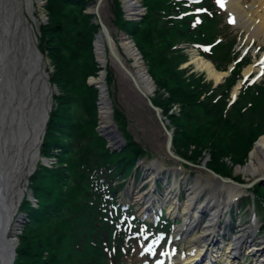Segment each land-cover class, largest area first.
<instances>
[{"label": "trees", "instance_id": "1", "mask_svg": "<svg viewBox=\"0 0 264 264\" xmlns=\"http://www.w3.org/2000/svg\"><path fill=\"white\" fill-rule=\"evenodd\" d=\"M45 1L48 23L39 26L38 50L46 52L50 60V84L58 95H53L40 155L56 157L57 163L37 165L30 182L37 207H30L28 201L20 207L29 221L18 236L14 264H124L123 257L137 251L133 244L125 243V231L118 224L121 217H127L116 205L118 192L125 186L119 181L132 176L137 163L147 155L126 132V120L117 110L113 120L124 138V148L108 150L106 141L95 133L98 94L87 80L101 69L92 47L98 25L92 23L93 15L85 13L90 0ZM111 1L118 30L134 42L156 88L167 93L164 100L160 96L151 103L169 120L174 154L200 166L203 153L208 151L206 168L229 178L223 159L242 165L258 135L264 133V79L258 86L244 88L228 105L240 65L223 85L214 88L197 74L180 68L187 61L179 49L181 44L214 41L219 15L213 1L205 0L202 5L209 13L202 16L200 25L192 17L179 18L186 10L182 0H140L145 14L139 22L126 20L118 0ZM234 42L233 38L229 44L212 48L209 60L215 57L220 62L224 55L231 60ZM221 65L224 70L225 64ZM105 82L106 87L111 82L109 72ZM174 106L180 109L178 116L169 114ZM74 107L82 113L76 120ZM139 175L140 169H136V178ZM250 194L264 206L263 186L250 189ZM244 200L249 203V198ZM239 207H243L242 201ZM133 224L136 229L140 226L135 220ZM74 227L82 240L73 249ZM78 227H82L80 233Z\"/></svg>", "mask_w": 264, "mask_h": 264}, {"label": "rangeland", "instance_id": "2", "mask_svg": "<svg viewBox=\"0 0 264 264\" xmlns=\"http://www.w3.org/2000/svg\"><path fill=\"white\" fill-rule=\"evenodd\" d=\"M97 1L98 0H90L91 2L90 6H92V4H95ZM212 1L217 2L219 7L221 8V9L218 8V10H220L219 23L215 27L214 40H218V42L220 41L219 44H223V43L229 44L227 42L230 39L232 40L233 38L234 40H236V43L234 42L235 46L232 49V54L234 55V57L231 54L233 63H235V65L243 64L245 56L246 59H248L249 62L252 63V66L255 65L257 61H258L257 63H259L260 61L259 57L264 52V37L260 35L258 36L259 38H256L255 36H252L250 31H248L247 26L243 25L242 23L240 24L234 23L232 15L230 14V12L227 11L226 6L224 4L226 3L227 0H212ZM251 1L252 0H240V5L244 10H248ZM27 2L28 0H0V154L2 155L3 158V168H5V170L7 169L9 172V182L4 192L5 203L9 207H12L11 209L13 210V212H15V219L19 218L20 224L22 222L21 226L18 227V231H17L18 234L15 242L16 245L15 254H16V248L19 244L18 236H20L23 228L25 227V224L28 223L29 221L28 215L21 212L20 207L24 201H28L30 203V207L32 208L37 207L36 199L33 197L32 190L30 189V182L38 169L37 165H41L44 167H51L52 165H56L57 163L56 157L46 158L40 155L42 144L44 142V137H45L46 124L48 122L49 114L53 106V95L54 94L58 95L56 87L50 84L49 75L53 72V67L50 63V60L48 59L46 52L43 53L38 50L39 26L42 24L41 13L44 17H46V22L44 23L45 24L48 23V14L44 9L46 6V1L42 0L44 7L42 10L40 9V11L37 8L36 4L33 3L32 15H31L32 17H29L26 12ZM118 2L120 3L121 8H123L121 0H118ZM135 2L138 6L137 16L128 17L125 15L124 10L123 12L126 20L139 22L142 19L143 15L145 14V10H143L144 8H142L140 0H135ZM204 2L205 0H202L201 3L196 7V9L201 10L203 8L202 5L204 4ZM87 9L88 7L86 8L85 13ZM98 11L102 23L106 26L111 38L115 42L119 41L121 35H123L127 40L129 39L131 40V38L128 35L118 30L112 14L113 6L111 0H103ZM203 15L204 14L202 13L201 16L192 20L194 22L199 21V23L201 24ZM227 19L230 20L232 26H228L226 24ZM96 34H101V32L99 31V27ZM94 40H95V36H94ZM218 42H213L211 44H208L211 48L207 51V53H203L202 50L194 47L196 44H191V45L181 44L180 45L181 47H179V49L183 51V55L187 58V62L183 63L180 66V68L184 71L187 72L189 71V74L190 73L197 74L200 78L204 79V82L206 84L214 85V83L211 80L207 79L206 74L204 72H200L197 70L195 64L191 63L190 60L195 59L197 56L205 61L211 62L218 71L220 70V68L222 69L221 64L223 65L225 64L224 68H226V66H228L232 61V59L230 60V57L228 56L226 57L224 55L223 57H221L220 62H216L217 59H214L215 57L209 60L210 50L214 48L213 47L214 44H217ZM92 47L94 54L95 48L93 44ZM238 50L242 52L245 51L244 52L245 54L242 55L243 54L242 52L234 53L235 51ZM120 54L122 55L121 57L123 62L119 58L120 61L125 66V68L130 73L133 74V68L130 65L131 61L125 58V56L122 54L121 51ZM85 58H86L85 55L82 54V59ZM240 58L243 59H241V62H238ZM94 59L99 65V68L101 69L97 73L96 77H98V74L103 73V69L98 63L95 55H94ZM141 63L143 69L147 73L146 77H148V79L152 82L154 86L152 89V94L147 93L145 97L149 98L151 101V99L153 98L155 99L157 97L160 98L161 96L162 97L161 99L164 100L167 97V93L163 90L159 91L156 88L154 81L152 80L151 76L148 73L146 64L143 62V59L141 60ZM257 66L258 69L259 65ZM248 67L249 66H247L244 70H246ZM106 68L105 69L107 71L106 70L105 71L109 72L111 75V82L107 84L108 86L106 87V91L111 105L110 111L112 113V116L115 110L121 112V114L124 116L126 120V125H125L126 132L132 137L135 143L138 144L141 150L145 152V155H147L146 158L143 160L144 162H142L138 168L140 169V172L142 174L144 173L143 177H140V179L136 181L130 182V184H128V182L132 179V176L129 175L125 176V178L119 181L121 183H124V185L127 188V191L125 194L124 193L125 189H124L123 193L120 195V198L118 199V202L122 201L123 197H126V202L128 203L131 200L134 201L139 200L140 196L138 194H140V190L143 188L142 195L147 194L144 196L145 198L147 197V199L149 200V196L152 195L151 201L152 199L155 200V202L161 200V202L165 203L166 195L168 191L172 189L175 192L176 191L180 192L177 205L181 207L186 203L188 190L191 187H193L196 180L199 178L201 184H203L205 183L206 177L211 176L210 173H208L207 171H205V169H203L204 165L208 166L207 164L209 163V152L207 151L203 153L202 163L199 167H192V166L183 167L182 165H180L178 161L174 160L171 156L168 155L165 147L167 135L164 129L162 128V126L160 125L158 119L156 118L155 113L148 107L146 98L135 88L128 75L124 71H122V69L121 71L124 73L127 80H125V78L123 79L122 76L118 74V72L114 69V67L111 64H108ZM244 70L242 71V73L244 72ZM260 70L264 71V66L260 67ZM106 72H105V76L102 75V79L104 80L105 86H106V82H105ZM252 76H254V74ZM239 77H241V75H239ZM90 78L92 79V77ZM257 79L258 80L256 82L260 80V78L258 77ZM89 81L90 79L87 80V84ZM221 85H223V83ZM255 85L258 86L257 83L254 84L253 86ZM95 89L97 90V94H98L97 102H96V107H97L101 92L99 89L97 88ZM47 108H48L47 122L42 130V133L40 134L39 145L37 148H33L31 146V138L33 137L34 127L38 120V115L41 114L43 109H47ZM179 112H180L179 107L174 106L172 110L169 112V114L178 116ZM80 113L81 111L74 107L72 109L73 119L76 120L80 116ZM108 116H109V109H108ZM161 116L163 121L166 122L165 125L166 129L168 131L172 130L173 133V129L170 127L169 120L165 118L162 114ZM96 119L98 121V115ZM110 121L112 122V120ZM98 122L95 128V133L97 134V136H99L96 131L98 128ZM263 135L264 133L259 134L256 140H258V138L262 137ZM99 137L105 140L107 143V140L105 138H102L101 136ZM107 147L108 148L110 147L108 146V143L106 144V148ZM251 149L252 148H250L249 151H251ZM108 150L115 151L114 149H108ZM119 151L120 150L116 152ZM171 152L172 154H174L172 148H171ZM245 161L243 162V164L245 163ZM154 163L158 166V171L156 173L157 177L155 180H153L150 177L153 173L151 171L152 170L151 166ZM223 163L227 166L228 177L230 180L239 183L240 185H248L253 183L251 189L254 188L255 186H260V185L264 187V180L261 178L262 177L261 174L245 179L241 174L235 175L234 173V169L236 168V166H240V164L233 165L232 163H230V160L228 158L223 159ZM29 164H31L32 170L28 172V166H30ZM146 169L148 172L146 171ZM256 179H259L257 180L259 182L256 181L257 182L256 183L255 182ZM154 181H155L156 189H152V185ZM167 181L169 182L170 186L169 188L165 189L163 187V184L166 183ZM69 185L70 186L73 185L71 178L69 179ZM77 185L79 186L80 184L77 183ZM78 189L82 190L80 187ZM17 190L23 192V196L19 201L18 205L12 199V196H14L13 193L16 192ZM247 191L248 190L242 192L240 196L237 198V200L233 201L230 204L228 209H224L222 212L218 214V222L220 223L221 221L226 219L225 218L226 212L228 210L235 211L234 213L235 218L234 216L232 218L233 225H231V223L228 222L227 220H224V224H223L224 226L221 227L222 228L224 227L225 232H228L230 236H234V235H242V234L245 235L246 232L249 230V227L253 226L252 238L255 239L253 244L259 245L264 243V206L261 207L258 203H256L254 198ZM185 193H187V195ZM207 193H208L207 190H204L200 194V196L196 200L194 208H197L203 204L205 198L207 197ZM246 198H249V203H247V200H244ZM240 201H242L243 207H241V209L238 212L237 207H239ZM166 205L167 206L165 207L166 210L165 216L167 214L169 215L170 202L166 203ZM134 208L136 211H139L140 209L139 204L135 205ZM253 209L256 212V214L252 212ZM110 210L111 207H109L108 211H106L108 216L110 215L109 213ZM115 214L117 215V212ZM179 214L180 216L182 215V210H179ZM107 215H105L104 218ZM87 217H89L88 213L85 215V218ZM170 218H174V217L170 216ZM207 219L208 217L205 214L201 216L202 222L206 223ZM227 222L228 225L226 227ZM176 223L178 224L182 223L181 218L177 217ZM81 229L82 227H78L79 233ZM75 230L76 229L74 227L73 230L74 241L72 243L73 249H74V244L75 246L77 244H81V242L79 241L82 240V238H77L76 236L77 233ZM127 242L128 241L125 238V243L127 244ZM176 245H177L176 250H174L172 247L166 251L169 252L174 251L177 254L186 255L188 259L189 249H190L188 242H186L185 239H181V241H179ZM165 246H167V244H165L164 247ZM158 248H160V246ZM141 254H143V251ZM4 255L5 252L1 247L0 257H2V259H5ZM140 255L136 256V253L133 252L131 253V255H127L123 257L124 264H155L156 259H159L160 257L159 254L158 257L154 259V257L150 256L149 253H146V251L142 256ZM9 258H10V254H9ZM15 259L16 256L14 258V261ZM138 259H140V261H138ZM255 260L256 257L255 258L251 256L244 257L243 255H239L237 257L236 263L255 264ZM217 262L219 264H223L222 260H216L215 263Z\"/></svg>", "mask_w": 264, "mask_h": 264}, {"label": "bare ground", "instance_id": "3", "mask_svg": "<svg viewBox=\"0 0 264 264\" xmlns=\"http://www.w3.org/2000/svg\"><path fill=\"white\" fill-rule=\"evenodd\" d=\"M41 1L42 0H28L26 12L29 17H32L33 3L36 4L39 11L40 9H43L44 5H41ZM121 3L126 16H137L138 6L135 0H121ZM224 4L227 11L232 15L234 23H242L243 25L247 26L248 31H250L252 36H255L256 38H259L258 36L260 35L264 37V0H252L248 10H244L241 7L240 0H227ZM89 9L92 10L93 7L89 6ZM111 41L112 46L110 48L113 55L110 54L111 52L108 53L109 50L105 45L102 34H99L95 41L96 59L103 71L106 72L105 70L107 69V65L111 64L118 74L122 76L123 79L125 78V80H127L116 61V58H120L122 61V55L120 54L121 51L125 58L131 61L130 65L133 68V78L139 84L142 92L145 95L147 93L152 94V89L154 86L148 77H146L147 75L143 69L142 63L137 57L138 54L135 52L131 43L123 35L120 36L119 41L115 42L112 38ZM259 58H264V52ZM190 62L194 63L197 70L204 72L207 79L211 80L215 84L220 83L223 77L226 75V73L216 70L211 62L205 61L200 57L196 56V58L190 60ZM257 71L258 69L256 68V65H251L246 70H244L243 76L248 77ZM89 79V85L91 84L97 89H103L104 83L101 74H98V77H92V79ZM237 91L238 84L233 90L232 95L236 94ZM98 102V125L99 129L105 131L111 126V121L108 116L109 106L106 102V96L100 95ZM47 115L48 108L43 109L41 114L38 115V120L34 127L33 137L31 138V146L33 148H37L39 145L40 134L42 133V130L47 122ZM110 144L111 147L114 146L113 143ZM0 160V231L4 232V238H9L14 241V239L17 238L18 227L21 226L22 222L20 224L19 218L15 219V212H13L11 209L12 207H9L5 203L4 192L9 182V172L7 169L5 170V168H3V158L1 154ZM29 165L28 172L32 170L31 164ZM151 167V171L153 173L150 177L155 180L157 177L156 173L158 171V166L154 163ZM234 173L235 175L241 174L245 179L261 174V178L264 180V135L253 143L252 149L248 154L245 163L240 166H236ZM198 179L196 180L193 187L188 190L187 201L181 207L177 205L178 201L176 197L171 195L172 189L168 191L165 198L166 203L170 202V216H177L181 218L182 221V224H179L176 227L174 235L176 237L185 239L190 247L188 259L186 255L183 257L175 256L171 258V264H211L213 260H217L216 257L219 256L216 255L217 253H223L224 264H234L237 261V256H239L243 251L250 253L251 255H249L251 257H256L255 264H264V243L259 245L253 244L255 240L252 238L253 226L249 227V230L245 235L242 234L234 236H230L228 232L221 233L219 226L220 223L218 222V214L224 209H228L230 204L236 198H238L240 194L244 192V190L238 186H235V184L218 181L214 175L206 177L205 183L203 184H201L200 179ZM257 180L259 179H256L255 182ZM230 181L233 182L232 180ZM251 184L253 185V183ZM204 190H207L208 192L207 197L205 198L202 205L194 208L196 200ZM13 194L14 196H12V199L18 205L23 196V192L17 190ZM149 199L151 200V197ZM180 209L182 210L181 216L179 214ZM205 211H208L209 216L206 223L202 222L201 218H198L202 216L203 212ZM219 236H229L231 239H229L225 246H223V244L220 242L221 239ZM10 242L13 244L12 241ZM4 252L5 259L0 257V264L9 263V252ZM203 256H206V258L201 261V257ZM231 258L234 259L231 260Z\"/></svg>", "mask_w": 264, "mask_h": 264}, {"label": "water", "instance_id": "4", "mask_svg": "<svg viewBox=\"0 0 264 264\" xmlns=\"http://www.w3.org/2000/svg\"><path fill=\"white\" fill-rule=\"evenodd\" d=\"M103 0H98L95 4H92L91 7H93L92 10H90L89 8L87 9L86 13L90 14V15H93L94 16V20H92V22L96 25H98L99 27V31L101 32L102 36L104 35V40L106 42V45H107V48L109 50V52H111L112 54V51H111V46H112V41H111V37H110V34L108 32V29L106 28V26L102 23L100 17H99V8L101 6V3H102ZM41 4L43 5L42 1H41ZM123 10V8H122ZM138 15V14H137ZM41 22L42 24L44 25L46 22V17H44L41 13ZM99 36V34H96L95 35V40H94V43H93V46L95 48V41L97 39V37ZM131 45L133 46L135 52L138 54V58L140 59V62L142 60L140 54L138 53V51L136 50L135 48V45L133 43L132 40H128ZM94 55L96 57V54H95V50H94ZM113 55V54H112ZM116 61L118 62L119 64V67L120 69H122V71H124L128 77L130 78V80L132 81L133 85L135 86V88L145 97V94L142 92V90L140 89L139 87V84L136 82V80L133 78V74L130 73L126 68L125 66L122 64V62L120 61L119 58H116ZM146 73V72H145ZM147 74V73H146ZM105 76V72L103 71V73L101 74V76ZM103 83H104V80H103ZM91 85V84H90ZM93 86V85H91ZM100 92H101V96L104 95L106 96V102L109 106V119L112 120L111 122V126L108 130H105V131H102V129H99V125H98V128H97V133L99 136H101L102 138H105L107 140V143H108V146H110L108 149H114L115 151H118V150H121L124 148L125 146V141L122 137V134L118 131L117 127H116V124L113 122V116H112V113L110 111V101L108 99V96H107V91H106V86L105 84L103 85V89H100ZM146 98V101H147V105L148 107L155 113V116L156 118L158 119L160 125L162 126V128L164 129L166 135H167V139H166V151L168 153L169 156H171L173 159L179 161V162H182V163H185L184 161H182L180 158H178L177 156H175L174 154H172L171 152V148H172V136H173V133H172V130H167L166 129V122L163 121L162 119V116H161V113H160V110L156 107L153 106V104L151 103L150 99L145 97ZM111 139V140H110ZM110 143H113L114 146L111 147V144ZM211 173V172H209ZM212 174V173H211ZM214 175V174H212ZM216 176V175H214ZM216 178L218 179V181H221V182H224V183H230V184H235L233 182H231L230 180L228 179H223V178H220V177H217ZM235 186H238V187H241L242 189H247V188H250L252 186V184H249V185H238V184H235ZM5 234L3 231H0V246L3 248V251H8L9 254H10V259H9V263L8 264H13L14 262V258L16 256L15 254V242H16V239L11 240L9 238H4ZM12 241L13 244L10 242Z\"/></svg>", "mask_w": 264, "mask_h": 264}]
</instances>
